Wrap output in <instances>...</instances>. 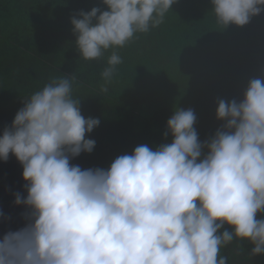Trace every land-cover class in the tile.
I'll use <instances>...</instances> for the list:
<instances>
[{
  "label": "clouds",
  "instance_id": "9594fccd",
  "mask_svg": "<svg viewBox=\"0 0 264 264\" xmlns=\"http://www.w3.org/2000/svg\"><path fill=\"white\" fill-rule=\"evenodd\" d=\"M70 17L84 61L107 59L108 93L119 50L165 22L178 0H100ZM216 24L243 27L264 0H210ZM75 74L51 76L26 96L0 134V162L22 167L23 226L0 236V264H228L234 242L264 255V75L241 98L216 101L222 123L201 140L192 108H175L163 133L170 143L136 146L107 168L71 161L91 154L100 119L85 117ZM259 217V218H258ZM12 217L0 210V222Z\"/></svg>",
  "mask_w": 264,
  "mask_h": 264
},
{
  "label": "trees",
  "instance_id": "16d2710c",
  "mask_svg": "<svg viewBox=\"0 0 264 264\" xmlns=\"http://www.w3.org/2000/svg\"><path fill=\"white\" fill-rule=\"evenodd\" d=\"M93 6L106 8L100 0H0V134L26 96L51 76L73 73L82 114L101 122L90 134L94 151L71 162L107 168L140 144L170 143L163 133L175 108L194 109L200 139L208 138L222 123L217 99L241 98L248 81L264 75V14L221 29L210 0H178L164 24L119 50L124 62L108 93H100L108 53L100 61L79 58L70 23L75 12ZM24 183L15 157L0 162V210L12 217L0 222V236L23 226L12 192ZM250 250L246 241L234 242L221 255L232 264L239 251L236 258L264 264V255L251 257Z\"/></svg>",
  "mask_w": 264,
  "mask_h": 264
},
{
  "label": "rangeland",
  "instance_id": "374dc122",
  "mask_svg": "<svg viewBox=\"0 0 264 264\" xmlns=\"http://www.w3.org/2000/svg\"><path fill=\"white\" fill-rule=\"evenodd\" d=\"M237 252H239V251H236V253ZM236 253L232 258V261H233L232 264H251V263H249L250 261H248V260H242L240 258H236ZM246 261H248V262H246Z\"/></svg>",
  "mask_w": 264,
  "mask_h": 264
}]
</instances>
